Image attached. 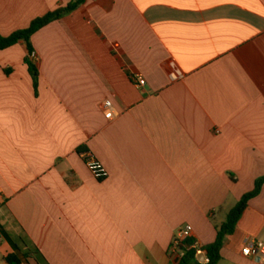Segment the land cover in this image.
I'll return each instance as SVG.
<instances>
[{"label":"crops","instance_id":"0c3cea01","mask_svg":"<svg viewBox=\"0 0 264 264\" xmlns=\"http://www.w3.org/2000/svg\"><path fill=\"white\" fill-rule=\"evenodd\" d=\"M72 1L0 0V36ZM31 44L0 51V264L16 245L22 264H178L187 225L213 243L264 175V0H86ZM257 239L264 186L219 264H264L242 253Z\"/></svg>","mask_w":264,"mask_h":264},{"label":"trees","instance_id":"16d2710c","mask_svg":"<svg viewBox=\"0 0 264 264\" xmlns=\"http://www.w3.org/2000/svg\"><path fill=\"white\" fill-rule=\"evenodd\" d=\"M86 0H73L65 6H61L54 11H50L47 14L35 18L31 24L24 29L15 31L9 36H0V51L8 47H11L18 43L20 40H26L28 42L30 54L34 53V48L31 44V37L40 29L48 25L50 22L61 18L62 16L74 11L77 7L83 4ZM30 72L34 78L35 85L38 84V68L34 60H27ZM264 186V175L259 177L255 182V188L246 193L240 201L230 210L226 221L218 226V234L216 240L204 247L207 252V262H201L196 254V249L192 247L195 242L193 238L183 240L179 245L178 250V264H219L222 259V247L225 238L235 232L237 224L242 217L244 211L248 207L249 201L256 197ZM16 251L7 255L4 260L7 264H22L30 257L32 250L28 252H22L20 246L16 245ZM34 253L39 254V251ZM43 264V263H41Z\"/></svg>","mask_w":264,"mask_h":264},{"label":"built area","instance_id":"2783aa9c","mask_svg":"<svg viewBox=\"0 0 264 264\" xmlns=\"http://www.w3.org/2000/svg\"><path fill=\"white\" fill-rule=\"evenodd\" d=\"M133 79L138 86H144L146 84V79L140 73H137L133 77ZM104 107L106 109V117L109 119L113 118L114 111L112 101L106 100L104 103ZM83 155L88 168L91 170L94 176H96L98 179H105L109 176V171L106 166L100 160H98L91 152H85L83 153ZM192 234V225H187L183 229H181L179 236L174 240V243L172 245V253L178 255L180 243L185 239L192 238ZM192 247L196 249V254L198 257L204 254L206 255L205 262L208 261L207 252L204 250V247L202 245L195 241L192 244ZM242 253L246 257H254L264 261V241L258 239L248 241L244 246Z\"/></svg>","mask_w":264,"mask_h":264},{"label":"water","instance_id":"95a60500","mask_svg":"<svg viewBox=\"0 0 264 264\" xmlns=\"http://www.w3.org/2000/svg\"><path fill=\"white\" fill-rule=\"evenodd\" d=\"M198 259H199V261H201V262H205L206 261V255H200L199 257H198Z\"/></svg>","mask_w":264,"mask_h":264}]
</instances>
